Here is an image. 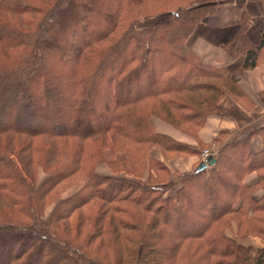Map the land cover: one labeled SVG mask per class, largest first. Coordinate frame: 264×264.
Segmentation results:
<instances>
[{"label": "trees", "instance_id": "1", "mask_svg": "<svg viewBox=\"0 0 264 264\" xmlns=\"http://www.w3.org/2000/svg\"><path fill=\"white\" fill-rule=\"evenodd\" d=\"M220 1L0 0V264H264V247L224 233L233 220L264 238V124L220 129L200 171L203 158L179 172L151 153L197 154L219 101L246 105L240 80L264 61V24L257 43L241 29L223 46L243 53L231 70L186 46ZM151 115L197 144L157 132Z\"/></svg>", "mask_w": 264, "mask_h": 264}, {"label": "crops", "instance_id": "2", "mask_svg": "<svg viewBox=\"0 0 264 264\" xmlns=\"http://www.w3.org/2000/svg\"><path fill=\"white\" fill-rule=\"evenodd\" d=\"M263 24L264 0H221L211 14L195 24L186 40V46L202 63L231 70L241 63L244 56L241 52L230 56L223 46L232 41L241 29L251 43H257ZM240 87L248 98L246 105L243 106L229 95L224 96L218 103V108L224 114H213L207 118L198 132L201 140L210 141L220 129H227L231 134L243 137L250 130L264 124V102L260 99L264 91V61L243 72ZM152 123L157 132L182 142L195 143L192 138L155 117ZM249 146L253 151L260 149L261 134L253 133L249 138ZM255 179L256 173L253 171L245 176L244 182L251 183ZM263 191H257L254 196L259 197Z\"/></svg>", "mask_w": 264, "mask_h": 264}, {"label": "rangeland", "instance_id": "3", "mask_svg": "<svg viewBox=\"0 0 264 264\" xmlns=\"http://www.w3.org/2000/svg\"><path fill=\"white\" fill-rule=\"evenodd\" d=\"M156 20L157 19L149 20L147 24H152ZM154 117L159 119L158 117H156L154 115H151V117H150L151 123H152V118L154 119ZM159 120H161V119H159ZM161 121L164 122L163 120H161ZM166 124H168V123H166ZM168 125H170V124H168ZM171 127H173V126H171ZM173 128H175V127H173ZM175 129L180 131L181 133L187 135L188 137L192 138L195 141L194 144H189V143H187V144H189V145H196L197 144V141L195 140V138L191 137L190 135L182 132L181 130H179L177 128H175ZM198 138L200 139L199 135H198ZM177 141H179V140H177ZM201 141L204 143L203 147L201 145H199L198 148L200 149V151L197 154H193V155L192 154L191 155L187 154V155H182V156H172V157L165 158L163 153L161 152V150L159 148H156V147L151 148V153L156 158H158L159 160L163 161L170 171H172V170H177L179 172L186 171V170H190L193 167V165H194V163L196 162L197 159L202 158L201 153H202L203 149H207L208 151H211V150H214L215 147L218 145L213 140H210V141H207V142L203 141V140H201ZM179 142H182V141H179ZM183 143H186V142H183ZM95 171H96V173L101 174V175H103V174L104 175L105 174L110 175L111 174L110 169L103 162L99 163V164H97L95 166ZM119 175H124V174L121 173ZM45 177H46V174H44L43 172H39L38 182H41ZM80 184H81V182L73 184V185L67 187L64 191H62L60 193L59 196L61 198H65V197L69 196L71 193L75 192L79 188ZM175 188L176 187L173 186L168 191L169 194L173 195ZM53 205H54V203L50 204L45 209L44 216H43L44 219H46L48 217ZM238 226H239L238 222L232 220V221H230L229 225L226 226V228L224 230V233L227 236L233 238L236 242H238V243H240L242 245H245V246L246 245H252V246H256V247H264V238H262L261 236L252 235V234H247V235L241 236L237 232L238 231ZM91 264H97V263L94 262V261H91ZM134 264H140V263L138 261H136Z\"/></svg>", "mask_w": 264, "mask_h": 264}, {"label": "water", "instance_id": "4", "mask_svg": "<svg viewBox=\"0 0 264 264\" xmlns=\"http://www.w3.org/2000/svg\"><path fill=\"white\" fill-rule=\"evenodd\" d=\"M214 162V158L212 157V155H208L204 160H202L197 166L196 169L197 171L202 170L203 168L206 167V164H211Z\"/></svg>", "mask_w": 264, "mask_h": 264}, {"label": "built area", "instance_id": "5", "mask_svg": "<svg viewBox=\"0 0 264 264\" xmlns=\"http://www.w3.org/2000/svg\"><path fill=\"white\" fill-rule=\"evenodd\" d=\"M208 154H209V151L207 149H203V151L201 153L202 158H205Z\"/></svg>", "mask_w": 264, "mask_h": 264}]
</instances>
